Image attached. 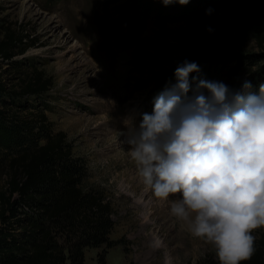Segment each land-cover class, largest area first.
<instances>
[{
    "label": "rangeland",
    "instance_id": "1",
    "mask_svg": "<svg viewBox=\"0 0 264 264\" xmlns=\"http://www.w3.org/2000/svg\"><path fill=\"white\" fill-rule=\"evenodd\" d=\"M134 4L143 10L135 30L129 26ZM194 11L204 12L198 0L168 6L162 0H0V40L5 29L27 36L12 51L17 71L37 69L51 79L45 113L53 130L64 132L74 156L85 160L86 187L112 208V245L84 248L86 264H96L100 253L107 264H165L169 256L172 264H198L215 253L171 216L179 194L161 202L145 190L130 146L118 135L126 117L138 125L143 113H152L154 97L176 82L184 61L199 66L200 78L220 80L202 47L178 40ZM246 50L258 47L248 41ZM19 76L5 71L2 77L14 88Z\"/></svg>",
    "mask_w": 264,
    "mask_h": 264
},
{
    "label": "trees",
    "instance_id": "2",
    "mask_svg": "<svg viewBox=\"0 0 264 264\" xmlns=\"http://www.w3.org/2000/svg\"><path fill=\"white\" fill-rule=\"evenodd\" d=\"M198 1L204 12L185 18L180 44L202 47L218 82L240 89L247 80L258 94L264 85V0ZM141 11L135 5L130 29ZM26 37L5 29L0 40V264H86L84 248L112 245V208L86 187L85 160L74 156L64 132L53 130L45 113L51 79L37 69L17 71L12 51ZM248 41L258 52L246 50ZM5 71L22 75L14 88L2 77ZM258 231L254 254L243 264H264V228ZM216 258L198 264H219ZM96 264H107L104 253Z\"/></svg>",
    "mask_w": 264,
    "mask_h": 264
},
{
    "label": "clouds",
    "instance_id": "3",
    "mask_svg": "<svg viewBox=\"0 0 264 264\" xmlns=\"http://www.w3.org/2000/svg\"><path fill=\"white\" fill-rule=\"evenodd\" d=\"M200 71L195 62L178 65L176 82L154 97L152 113L138 125L126 117L118 135L145 190L161 202L179 194L171 216L210 244L219 264H243L255 251L252 232L264 228V85L258 94L247 80L232 89Z\"/></svg>",
    "mask_w": 264,
    "mask_h": 264
}]
</instances>
